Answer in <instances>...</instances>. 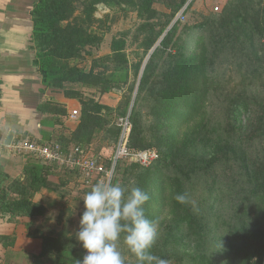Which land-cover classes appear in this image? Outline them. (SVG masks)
<instances>
[{
	"label": "rangeland",
	"instance_id": "1",
	"mask_svg": "<svg viewBox=\"0 0 264 264\" xmlns=\"http://www.w3.org/2000/svg\"><path fill=\"white\" fill-rule=\"evenodd\" d=\"M180 2L154 0L152 14L140 0H74L72 18L100 41L57 60L59 70L77 81L46 87L55 111L42 135L46 142L81 146L102 170L87 175L55 167L47 188L38 169L27 172L39 162L6 148L10 195L37 206L27 220L31 235L45 245L44 257L28 264L83 259L76 240L83 197L106 179L149 194L145 215L159 219L161 228L152 251L169 264H195L201 255L214 264H252L264 254V0ZM224 14L242 15L247 23L239 20L225 31ZM25 34L7 31L5 39L27 41ZM237 100L250 107L239 122L231 111ZM77 129L82 135L76 139ZM126 132L134 149L156 153L151 164L115 162ZM178 193L189 197L184 205L196 218L193 227L178 225ZM120 249L126 264H138L123 237Z\"/></svg>",
	"mask_w": 264,
	"mask_h": 264
},
{
	"label": "trees",
	"instance_id": "2",
	"mask_svg": "<svg viewBox=\"0 0 264 264\" xmlns=\"http://www.w3.org/2000/svg\"><path fill=\"white\" fill-rule=\"evenodd\" d=\"M103 0H98L102 2ZM240 0H238L239 2ZM154 0H140V5L148 10L149 13H154L152 9ZM187 0H181L180 6L184 5ZM74 0H38L30 13L32 21V33L30 36V50L34 54L33 64L37 69L38 75L40 76L42 85L45 87L43 91H46V87H55L62 88L64 83L77 81L59 70L56 66L57 60L65 59L68 60L73 57L74 54H82L85 50L86 45L95 46L97 43L94 41H100L99 37L90 32L89 29H85L83 25L79 23V19L76 17L73 19L72 14L74 10ZM231 10V6L229 8ZM231 13V11H230ZM235 15V18L227 19L224 14L222 25L225 31H228L230 24L238 23L239 20L247 23V19L239 14ZM221 26V25H220ZM92 41V43H91ZM220 41H223L220 40ZM151 63H148L144 69L142 75V81L140 84V91L144 90V87L147 84L148 79L150 78L149 72L151 71ZM193 67V66H192ZM190 72V76H192ZM198 76V75H197ZM199 82V80H197ZM193 87V85L191 84ZM194 86L197 87L196 82ZM194 89V87H193ZM195 90V89H194ZM106 92V90L104 91ZM195 96L197 95L196 90L194 91ZM193 94V97H194ZM1 98L2 93L0 91V107H1ZM81 98V97H80ZM96 107H99L94 101ZM95 108L92 109L94 111ZM250 107L249 103L245 101L237 100L234 104V107L231 108L232 116L236 121H242L244 115H248ZM38 111L45 115L43 122L46 124L50 123L49 115L54 114L55 108L53 105L48 102L41 105L38 108ZM60 116V115H58ZM89 117V115H88ZM137 119L134 121V127L132 129V134L136 133ZM260 130V131H259ZM258 131L261 132V129ZM44 130L41 131V136H34L31 134H17L23 135L24 137H31L37 140L40 143H45L43 138ZM74 134L76 139L79 135H82L80 129H77ZM2 140V132L0 130V142ZM48 142V141H47ZM52 142V141H51ZM59 143L64 148H69V144L60 143L59 141H54ZM81 147V146H77ZM130 151H142V149H134L131 144H129ZM82 148V147H81ZM31 159L39 162L36 164H29L27 169L28 174L35 172V169L39 170L41 174V179L44 182L45 187H49V174L55 166H47L41 163L36 158L29 156ZM167 157V156H165ZM137 167L135 164L131 168ZM67 170V169H64ZM71 171V170H67ZM36 177H33L35 179ZM10 180L9 174L6 172V168L3 164L0 163V215L8 214L10 215L11 220H15L20 217H32L37 212V206L26 200V199H12L10 191L8 188V182ZM260 194L264 196V181L261 182V189L259 190ZM178 210H182V218L178 220V225L186 224L189 227H193L196 223V218L191 212L189 207H186L184 204H178ZM8 241V239H6ZM259 251H262V247L259 248ZM45 255V245L43 243V251L38 258H42ZM256 261L252 264H264V254L257 253ZM195 264H214L213 261L209 259L206 255H201L198 258L194 259Z\"/></svg>",
	"mask_w": 264,
	"mask_h": 264
},
{
	"label": "crops",
	"instance_id": "3",
	"mask_svg": "<svg viewBox=\"0 0 264 264\" xmlns=\"http://www.w3.org/2000/svg\"><path fill=\"white\" fill-rule=\"evenodd\" d=\"M37 1L0 0V163L10 178L9 151L4 146L7 135L14 131L16 137L25 133L41 136V131L46 128L43 122L46 116L38 108L51 101L48 91H43L45 87L29 48L32 33L30 13ZM7 31H26L27 41H7ZM27 219L11 220L8 214L0 215V264H28L40 260L43 242L31 235Z\"/></svg>",
	"mask_w": 264,
	"mask_h": 264
},
{
	"label": "clouds",
	"instance_id": "4",
	"mask_svg": "<svg viewBox=\"0 0 264 264\" xmlns=\"http://www.w3.org/2000/svg\"><path fill=\"white\" fill-rule=\"evenodd\" d=\"M175 200L188 204L186 193H178ZM149 194L138 186L102 180L92 186L83 197L82 214L76 240L85 255L76 264H126L120 249L121 237L138 264H169L155 255L152 249L160 236L159 219H148L144 205ZM193 210L196 211L193 205Z\"/></svg>",
	"mask_w": 264,
	"mask_h": 264
},
{
	"label": "built area",
	"instance_id": "5",
	"mask_svg": "<svg viewBox=\"0 0 264 264\" xmlns=\"http://www.w3.org/2000/svg\"><path fill=\"white\" fill-rule=\"evenodd\" d=\"M77 115L78 112L74 111L73 117L76 118ZM128 146L129 132H126L121 137L114 157L115 162L127 159L147 166L157 158L154 151H130ZM10 148L15 154L32 156L47 166L79 171L87 175L102 170L96 158L90 156L84 148L77 146L66 149L54 141L40 143L31 137L19 135L15 137Z\"/></svg>",
	"mask_w": 264,
	"mask_h": 264
},
{
	"label": "water",
	"instance_id": "6",
	"mask_svg": "<svg viewBox=\"0 0 264 264\" xmlns=\"http://www.w3.org/2000/svg\"><path fill=\"white\" fill-rule=\"evenodd\" d=\"M15 137H16V133L14 131H11L7 135V137H6L5 141H4V146L10 148L12 146L13 142H14Z\"/></svg>",
	"mask_w": 264,
	"mask_h": 264
}]
</instances>
